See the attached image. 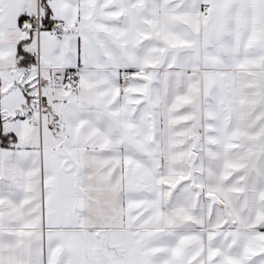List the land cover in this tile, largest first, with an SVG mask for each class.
Segmentation results:
<instances>
[{
	"label": "snow or ice",
	"instance_id": "1",
	"mask_svg": "<svg viewBox=\"0 0 264 264\" xmlns=\"http://www.w3.org/2000/svg\"><path fill=\"white\" fill-rule=\"evenodd\" d=\"M0 264H264V0H0Z\"/></svg>",
	"mask_w": 264,
	"mask_h": 264
}]
</instances>
